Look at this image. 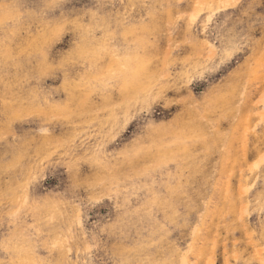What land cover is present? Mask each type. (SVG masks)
Masks as SVG:
<instances>
[{
    "label": "rangeland",
    "instance_id": "obj_1",
    "mask_svg": "<svg viewBox=\"0 0 264 264\" xmlns=\"http://www.w3.org/2000/svg\"><path fill=\"white\" fill-rule=\"evenodd\" d=\"M0 264H264V0H0Z\"/></svg>",
    "mask_w": 264,
    "mask_h": 264
},
{
    "label": "bare ground",
    "instance_id": "obj_2",
    "mask_svg": "<svg viewBox=\"0 0 264 264\" xmlns=\"http://www.w3.org/2000/svg\"><path fill=\"white\" fill-rule=\"evenodd\" d=\"M136 3V2H135ZM136 5V4H135ZM133 8H134V6H133ZM120 23V22H119ZM121 24V23H120ZM117 26V25H116ZM109 27V26H108ZM114 27V26H113ZM119 31H121L120 29H119ZM115 32V31H114ZM123 32V31H122ZM178 217V216H177ZM176 218V217H175Z\"/></svg>",
    "mask_w": 264,
    "mask_h": 264
}]
</instances>
